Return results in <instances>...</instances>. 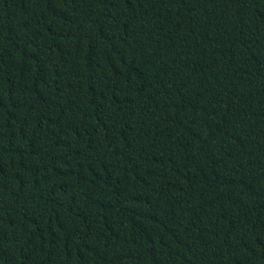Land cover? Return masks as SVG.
<instances>
[{
  "label": "trees",
  "instance_id": "16d2710c",
  "mask_svg": "<svg viewBox=\"0 0 264 264\" xmlns=\"http://www.w3.org/2000/svg\"><path fill=\"white\" fill-rule=\"evenodd\" d=\"M0 264H264V0H0Z\"/></svg>",
  "mask_w": 264,
  "mask_h": 264
}]
</instances>
